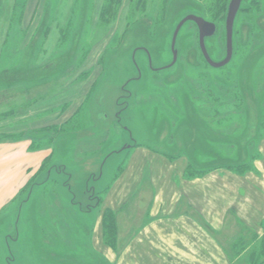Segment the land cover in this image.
<instances>
[{
  "label": "rangeland",
  "instance_id": "374dc122",
  "mask_svg": "<svg viewBox=\"0 0 264 264\" xmlns=\"http://www.w3.org/2000/svg\"><path fill=\"white\" fill-rule=\"evenodd\" d=\"M229 1L212 21L208 0H165L162 11L147 0L131 20L129 0L103 16L105 0H0V264H111L94 245V198L107 199L131 147L179 156L194 174L253 168L264 144V0H243L225 67L205 63L190 22L168 67L188 15L216 25L205 48L224 59ZM148 199L133 203V219ZM231 237L246 246L230 248L231 262L264 259V234Z\"/></svg>",
  "mask_w": 264,
  "mask_h": 264
},
{
  "label": "crops",
  "instance_id": "0c3cea01",
  "mask_svg": "<svg viewBox=\"0 0 264 264\" xmlns=\"http://www.w3.org/2000/svg\"><path fill=\"white\" fill-rule=\"evenodd\" d=\"M130 149L114 189L95 206L103 208L94 241L98 253L111 264H242L230 260L231 236L264 234V144L252 169L219 167L199 174L179 156L141 146ZM146 194L144 212L133 219L132 205ZM106 212L114 216L116 248L104 241ZM125 213L130 219L128 235L122 237L119 220Z\"/></svg>",
  "mask_w": 264,
  "mask_h": 264
},
{
  "label": "water",
  "instance_id": "95a60500",
  "mask_svg": "<svg viewBox=\"0 0 264 264\" xmlns=\"http://www.w3.org/2000/svg\"><path fill=\"white\" fill-rule=\"evenodd\" d=\"M243 0H230L227 6V12L225 17V57L223 60L219 62H214L209 57L206 48H205V40L212 37L216 32V25L206 21L205 19L194 16V15H188L185 18H183L176 26L172 39H171V54H172V62L168 66H172L176 61V50L174 49L176 37L182 28V26L188 22L193 23L197 29L198 32V48L200 51V54L202 58L204 59L205 63L212 69H220L225 67L231 60L232 54H233V47H232V35H233V26L235 22V18L237 16V13L241 7V3ZM161 68L162 69H166ZM158 71V70H157Z\"/></svg>",
  "mask_w": 264,
  "mask_h": 264
},
{
  "label": "trees",
  "instance_id": "16d2710c",
  "mask_svg": "<svg viewBox=\"0 0 264 264\" xmlns=\"http://www.w3.org/2000/svg\"><path fill=\"white\" fill-rule=\"evenodd\" d=\"M122 1L123 0H105V4L103 5L102 8V16L105 12L110 13L112 6L117 5V7H120ZM164 1L165 0H159V2L157 3L156 10L162 11ZM208 1H209V6L215 9V12L209 15V17L213 21L215 20L216 16H218L225 9L228 0H208ZM146 10H147V0H129V9L126 19L131 20L133 19V17H137V14L138 16L141 15L143 16ZM103 223H104V236H105L104 241L106 242V244L109 245L110 242L108 241L109 239L110 240L112 239V243H110V245H112L114 244L113 239L115 234V228H114L115 223H114V216L111 212L104 213ZM260 245L261 248L263 249V244ZM245 248L246 246L244 245L241 246L239 245V243L232 245V251L236 256L242 254ZM262 261L259 264H261Z\"/></svg>",
  "mask_w": 264,
  "mask_h": 264
},
{
  "label": "flooded vegetation",
  "instance_id": "af4514ba",
  "mask_svg": "<svg viewBox=\"0 0 264 264\" xmlns=\"http://www.w3.org/2000/svg\"><path fill=\"white\" fill-rule=\"evenodd\" d=\"M90 200H93V198L90 199ZM94 200L96 201V204H97V201H98V200H97V197H95ZM96 204H95V205H96Z\"/></svg>",
  "mask_w": 264,
  "mask_h": 264
},
{
  "label": "bare ground",
  "instance_id": "6f19581e",
  "mask_svg": "<svg viewBox=\"0 0 264 264\" xmlns=\"http://www.w3.org/2000/svg\"><path fill=\"white\" fill-rule=\"evenodd\" d=\"M241 5H242V3H241Z\"/></svg>",
  "mask_w": 264,
  "mask_h": 264
}]
</instances>
